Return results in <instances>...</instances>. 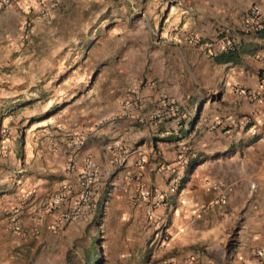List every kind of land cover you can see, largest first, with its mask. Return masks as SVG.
<instances>
[{"label":"crops","instance_id":"0c3cea01","mask_svg":"<svg viewBox=\"0 0 264 264\" xmlns=\"http://www.w3.org/2000/svg\"><path fill=\"white\" fill-rule=\"evenodd\" d=\"M254 4L264 8V0H51L56 9L29 37L18 8L35 0L7 10L4 40L25 45L19 71L34 57L37 86L51 88L33 99L37 117L13 153L20 176L7 205L19 220L8 264H86L81 239L95 217L100 264H264V30L243 28ZM224 40L234 51L204 48ZM162 100L179 113L154 121ZM74 137L81 163L102 177L95 208L63 224L78 192L76 173L64 171ZM138 184L164 203L148 212L134 200ZM65 187L68 203L37 223L41 203Z\"/></svg>","mask_w":264,"mask_h":264},{"label":"rangeland","instance_id":"374dc122","mask_svg":"<svg viewBox=\"0 0 264 264\" xmlns=\"http://www.w3.org/2000/svg\"><path fill=\"white\" fill-rule=\"evenodd\" d=\"M19 1L10 0L9 4H5L3 0H0V264L9 263L4 258L10 257L12 254L9 246L10 235L14 232V225L19 220V216L14 217V213L17 214L16 210L18 208L14 210L8 209L7 205V197L12 191V188H9V182H13L20 176L13 164L14 149L24 141L26 132L24 125H26V121H29L30 117H37L34 109L38 105L33 99L38 97L45 101L51 91V88L37 86L40 82L36 79L34 57H32V61H28L27 64L29 65L26 66L29 67L25 72L22 71V67L21 72L19 71L21 62L19 63L18 59L22 49L19 51L18 48L25 45H22L19 39H16L14 44L11 42L7 43L4 40V35H2L4 32L8 34L2 18L7 10L10 7H14ZM49 1L51 0H35L36 8L34 9L25 7L19 10L18 8L23 19L21 31L26 37H29L35 30L34 26L37 19L49 17L53 14L52 11L56 8L51 9L46 6ZM27 56L30 58L29 55ZM30 62L32 63L30 64ZM5 117L9 118L4 125L2 121ZM14 219L16 222H13ZM99 224L100 217L93 218V222H91V225L94 226L92 232H89L86 237L81 239L82 254L88 256L86 264L101 263L102 235L100 234Z\"/></svg>","mask_w":264,"mask_h":264},{"label":"built area","instance_id":"2783aa9c","mask_svg":"<svg viewBox=\"0 0 264 264\" xmlns=\"http://www.w3.org/2000/svg\"><path fill=\"white\" fill-rule=\"evenodd\" d=\"M3 3L9 4L10 0H3ZM243 28L244 30L253 33L264 30V8L258 4L252 5L245 15ZM188 41L196 45L200 44V41L194 37H190ZM204 48L211 56H217L222 52L234 51V47L225 40L219 45L218 48L210 42L204 43ZM137 101L138 100L133 101V104ZM131 104L132 103H127V106H131ZM178 113L179 107L175 101L162 100L160 102L159 109L153 113L152 119L154 121H161L166 117L174 116ZM110 120L113 121L114 118H111ZM82 145L83 141L78 137L69 138L66 141L67 153L64 171L66 173H76L78 192L71 200L67 211L62 216L61 220L63 224L76 221L87 209H94L96 206L95 191L101 181L102 176L98 170L94 168L89 159H86L81 163L79 153ZM49 148L53 152H57L58 150L55 142H51L49 144ZM68 194L69 189L65 187L46 201L42 202L39 207L41 215L36 218V222H42V214L49 213L61 205L68 203ZM134 200L135 202H146L148 212H152L156 204L164 203V198L160 193L145 190L141 184H138L136 188ZM17 216L18 215L14 213V217L16 218ZM13 222H16L15 219Z\"/></svg>","mask_w":264,"mask_h":264}]
</instances>
